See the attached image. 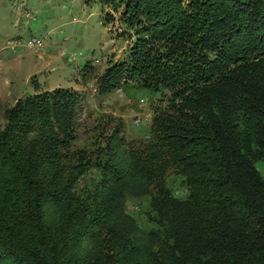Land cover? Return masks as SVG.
Here are the masks:
<instances>
[{
  "label": "trees",
  "instance_id": "trees-1",
  "mask_svg": "<svg viewBox=\"0 0 264 264\" xmlns=\"http://www.w3.org/2000/svg\"><path fill=\"white\" fill-rule=\"evenodd\" d=\"M185 2L103 0L136 39L96 96L166 94L148 140L127 141L124 121L82 140L73 89L5 111L0 264H264V0Z\"/></svg>",
  "mask_w": 264,
  "mask_h": 264
},
{
  "label": "rangeland",
  "instance_id": "rangeland-1",
  "mask_svg": "<svg viewBox=\"0 0 264 264\" xmlns=\"http://www.w3.org/2000/svg\"><path fill=\"white\" fill-rule=\"evenodd\" d=\"M121 16L122 11H113L103 0H0V125L6 123L5 111L19 99L44 93L51 86L71 87L83 97L77 116L82 140H87L91 135L88 132L99 126L111 133L122 121L127 141L148 140L156 111L168 101L166 94L156 96L128 85L98 98L94 89V79L104 72L106 61L123 60L136 39L135 31L123 23ZM59 23L64 26L61 30L55 28ZM15 34L27 37L24 43L33 38L54 45L52 52L60 57L59 64L53 65L55 71L44 70L49 58L34 50L46 48V43L41 48H29L33 58L19 57L20 49L18 54L13 53L11 48L27 47L22 41H15ZM48 38L51 41L47 42ZM89 62L97 73L92 70L84 76L83 69ZM259 168L264 177V167ZM174 181L170 186L179 195L181 181ZM127 210L140 226L151 228L145 217L147 201H128Z\"/></svg>",
  "mask_w": 264,
  "mask_h": 264
},
{
  "label": "crops",
  "instance_id": "crops-1",
  "mask_svg": "<svg viewBox=\"0 0 264 264\" xmlns=\"http://www.w3.org/2000/svg\"><path fill=\"white\" fill-rule=\"evenodd\" d=\"M29 14H32V12L31 11H29ZM61 23H59V24H57L56 26H55V28L56 29H58V30H61V29H63V27L64 26H61ZM60 27V28H59ZM52 31H54V30H52ZM54 33V32H53ZM47 35L48 34H50V32H48V33H46ZM15 36H16V38H15V41L16 42H20V41H22L23 43H24V41L27 39V37H25V36H22V37H20V34H15ZM50 38V37H49ZM49 38L48 39H46V41L47 40H49ZM29 39H33V38H29ZM28 39V40H29ZM44 39V38H43ZM71 39H73V37L71 38ZM42 40V39H41ZM44 41V43H46L45 42V40H43ZM49 41H51V40H49ZM48 42V41H47ZM47 44L48 43H46V46H47ZM52 46H54V45H50V44H48V46L46 47V48H41V49H34V50H38L39 52H41L43 55H46L48 58H49V63H48V65L47 66H45V69L44 70H46V71H50V72H52V71H55V67L53 66L54 64H59V59H60V57L57 55V54H55L54 52H52V49H53V47ZM18 49H20L19 51H22L20 54H19V57L20 56H22V57H26V56H30V58H33V55H32V50H30L29 48H27V47H24V46H20V47H16V48H11V50L13 51V53H15V54H18L19 53V51H17ZM23 49H25L26 51H29V53L28 52H25ZM10 50V49H9ZM48 50V51H47ZM57 88H62V87H54V86H51L50 87V89L48 90V91H53V90H55V89H57ZM68 89H73V88H71V87H68ZM73 90H75V89H73ZM47 92V91H46Z\"/></svg>",
  "mask_w": 264,
  "mask_h": 264
},
{
  "label": "built area",
  "instance_id": "built-area-1",
  "mask_svg": "<svg viewBox=\"0 0 264 264\" xmlns=\"http://www.w3.org/2000/svg\"><path fill=\"white\" fill-rule=\"evenodd\" d=\"M24 44H26V46L28 47V48H41V47H43L44 46V41L43 40H39V39H31V40H29L28 42H26V43H24ZM142 102L144 103L145 101L144 100H142ZM183 193V192H182ZM186 192L184 191V194H185ZM178 194H180V192H178Z\"/></svg>",
  "mask_w": 264,
  "mask_h": 264
}]
</instances>
